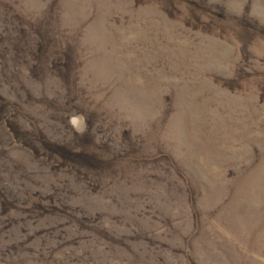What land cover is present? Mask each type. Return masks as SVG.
I'll list each match as a JSON object with an SVG mask.
<instances>
[{"label":"rangeland","instance_id":"1","mask_svg":"<svg viewBox=\"0 0 264 264\" xmlns=\"http://www.w3.org/2000/svg\"><path fill=\"white\" fill-rule=\"evenodd\" d=\"M0 264H264V0H0Z\"/></svg>","mask_w":264,"mask_h":264}]
</instances>
